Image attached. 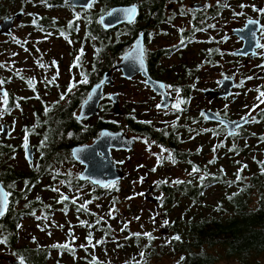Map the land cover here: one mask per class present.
<instances>
[{"label": "trees", "instance_id": "trees-1", "mask_svg": "<svg viewBox=\"0 0 264 264\" xmlns=\"http://www.w3.org/2000/svg\"><path fill=\"white\" fill-rule=\"evenodd\" d=\"M168 1L97 0L93 7L103 2L101 10L103 9L105 12L113 5L135 3L149 9L150 14L148 12L147 16L153 18L156 11L164 10ZM237 1L241 3L240 0ZM18 3L22 9L27 5L42 9L67 7L63 0H19ZM4 8L9 9L10 6L4 0H0V17L4 15L3 11H6L3 10ZM74 11L83 14V18L80 21L76 18L71 20L70 30H74L72 35L78 33L79 36H82L89 42L90 50L93 51L89 64L91 71L88 80L90 83L82 92L74 93L71 99L76 102L74 107L53 103L49 106L34 108L31 121L29 120L21 131L22 138L27 135V144L31 143L32 137L37 138L39 142L36 163L30 164L28 171L15 168L11 161L16 153V148L8 146L0 138V182L5 185L10 196L8 214L0 222V241H5L0 243V249L10 252L22 264H67L63 262L66 258L72 260V264H264V152L262 159L254 158L255 163L243 164L236 160L238 158L247 159L250 152L244 151L246 149L244 147L236 148L232 145L227 148V152L223 156L216 152L214 159L209 162V166H200L197 162L200 150L190 151L183 148L185 142L191 140L187 134L179 136L174 131L165 134L160 127H154L149 123L138 126L136 129H143L146 140L166 149L167 157L163 160L164 166L169 164L172 167L185 164L186 169L192 172L187 180L173 183L163 179L155 185L154 193L161 191L164 194L156 206L161 210L164 209V214L169 215L173 209L179 210L183 206L182 202H189L190 207L200 203L199 200L214 186L227 191L207 213H201L197 217L196 214L185 216L175 213L173 220L169 223L171 232L169 236L167 235L168 237L149 229L146 233H151V239L141 231L131 229L133 219L131 213L134 208L128 203L125 194L118 191L120 183L113 184L106 189H98L88 182H80L78 176L73 177L70 173H64L66 167L63 166L80 165L71 158L72 147L94 142L102 128H108L111 131L117 130L115 119L118 116L114 114V106L109 100L102 103L96 122L88 125V136L77 135L76 129L80 123L77 122L76 114L80 104L87 98L90 88L101 80V76L106 70L109 71L113 68L125 52L131 48L134 38L137 37L136 31L135 34L132 32L133 30L125 26L116 30L113 35L105 32L99 23L98 12ZM148 18L141 16L140 23ZM50 19L43 15L39 20L34 18L33 21H35L36 28L47 29ZM209 20L211 19H206L203 23V31L210 29L204 28L209 26ZM82 29L83 33L80 34ZM204 46L206 49L203 50L205 53L203 62L214 69L215 65L219 64L222 53L215 48V44L212 42H205ZM262 49L264 50V43ZM168 55H170L169 52L165 58ZM230 55L234 56L232 53ZM163 61L155 54L147 56L148 66L152 70H157L155 73L157 77L164 76L166 79L174 77V80L179 84H189V81L194 79L192 76L195 71L191 72L186 67L182 68L180 72L176 70L178 76L171 74V71L167 73L161 67ZM261 65H264V59ZM0 69L8 71L2 62H0ZM198 77L196 74L194 80L196 81ZM16 78L21 79L17 75ZM8 82L10 79L3 77V85H7ZM26 86L30 92L37 93L33 85L26 83ZM242 86L239 82L237 89L242 90ZM260 92H264V87L259 90V95ZM180 95L182 96L181 100L184 101L180 106L185 109V106H189L194 97L190 90L183 91ZM35 98L33 96V99ZM217 100V102L224 103L228 101V99ZM19 102L18 96L7 91L3 103L4 114L9 115L16 111L19 108ZM122 110L125 118L138 117V112L129 114L131 110L126 106H123ZM225 116L229 115L225 113ZM240 116L238 115V117ZM254 117L256 123L264 126V107ZM11 129L13 134L15 130ZM71 129H74V135L67 136ZM216 135H218L216 137L221 135L224 138L226 136L225 133H216ZM259 136L260 144H264V133ZM253 137L246 136V130H243L236 139L246 142ZM24 144L25 139L21 144L22 148H24ZM169 155H171V159L168 158ZM222 158L234 159L231 166L244 167L246 165L247 167H244L246 170L252 168L258 173L249 179L244 177L238 179L227 169L216 164V161ZM194 168L198 171H193ZM44 178L52 182V187L60 184L63 191L73 195L69 201L61 197L56 201V204L60 205V201L67 208V212L74 213L79 233L84 234L83 247H75V244L71 242L67 243L69 244L67 249L53 246H19L21 225L25 218H38V211H41V216L51 217L54 212L53 205H42L35 198L29 199ZM87 188L86 198L78 194L77 189L86 190ZM96 201H104L105 211H102V216L87 208L93 207ZM19 205L22 208L17 209L16 207ZM204 205L206 204H201V206ZM137 233L139 236L135 235ZM177 236L179 239L174 238ZM89 237H91L90 241ZM77 241L79 240L76 239L75 242L77 243ZM54 254H56V258L53 261ZM119 254L122 256V260L118 258Z\"/></svg>", "mask_w": 264, "mask_h": 264}, {"label": "rangeland", "instance_id": "rangeland-1", "mask_svg": "<svg viewBox=\"0 0 264 264\" xmlns=\"http://www.w3.org/2000/svg\"><path fill=\"white\" fill-rule=\"evenodd\" d=\"M19 0H4V2L10 6L9 9L4 8L3 16L0 17V21L6 17L13 15L18 11H24L27 15L18 20L16 27L13 31L11 37H5L0 35V62H2L8 71H2L0 69V92L2 88L10 91L15 96L20 98L19 108L10 113L9 115L4 114L3 103L5 97L0 96V130L1 125L5 123L10 128H14L13 134L5 141L8 146H13L16 148V153L12 157V164L15 168L22 171H28L30 169L29 162L26 160L24 155V148L21 147L23 143V136L21 131L23 126L27 122L31 121V116H33L34 108H38V101L43 100L46 103H51L53 101H58L59 96L62 92H82V88L86 86L87 83H82L85 78L88 80L89 73L91 71L90 62L92 59L93 51L90 50V44L88 41L84 40L82 36L72 35L74 30H70L72 26L71 20L83 18V14L74 11V8H70L67 5L68 0L65 1L67 7H60L56 9L40 8L28 6L22 9L21 5L18 3ZM62 1V0H59ZM209 3H212V0ZM233 2L229 6V11L224 14H228L225 17L224 22H220V26L215 29V31L208 32L207 35H202L198 37L199 43L192 45H184L185 49L181 51L180 54L173 56L168 61L164 62L166 68L174 67L177 71H181V66L191 67L194 63L197 64L199 69V77L197 82L201 89L213 88L214 84H218L219 80L224 77H233L238 82L243 81L245 86L244 90L233 91V100L229 98L226 103L217 102L213 104V107L218 111H227L230 116L241 115L240 118L255 114L258 109L264 107V103H261L259 97V90L256 87L264 85V81H260L259 77L255 76L256 81H253L251 77L250 82L247 83L249 89H246V65L245 62L237 58H233L230 55L233 50L239 48V43L232 40L230 43L225 44V35H231L232 31L242 27L248 20L260 19L264 27V0H240ZM243 5V7H241ZM103 5H97L92 12H99ZM260 8V10H256ZM74 9V10H73ZM178 8L174 6V12H170V15L178 13ZM30 14L39 15L41 18L45 15L50 19V23L47 29L36 28L33 18ZM167 15V17H170ZM81 24V22H79ZM225 24V25H223ZM142 25V24H139ZM59 27V29H56ZM187 29L183 23L177 22L175 26L168 29L163 27L161 30L166 31L164 33L165 37H169L166 41H161L159 47L168 46L170 44L176 45L179 43V34ZM83 33V29L80 34ZM261 35V34H260ZM209 38L219 39L223 42L218 41L215 44V48L222 53L219 60V64L215 65L214 69L208 64H204L203 52L205 48L204 42L209 40ZM263 40V41H262ZM262 43H264V34H262ZM158 42V41H157ZM171 45V46H172ZM150 49H154L158 46L152 45ZM217 46V47H216ZM182 54V57H180ZM262 58L260 61L252 63V67H255L253 73L258 71H264L261 69L260 64L264 59V50L260 53ZM242 57V56H241ZM95 71V69H92ZM20 76L21 79H17ZM3 77L10 79L7 85H3ZM115 81L114 91L109 90V94L117 93L120 94V98L126 99L128 102L125 105L127 109L138 115H144V118H151V116L146 115L154 112L155 105L151 100V92L147 90L143 85L144 82L140 78H136L132 81H126L122 78L120 73H115L113 75ZM26 83L33 85L36 88L37 93L30 92L27 89ZM71 85L75 87L68 91ZM255 92V93H253ZM7 94V93H6ZM247 94V95H246ZM74 95V93H73ZM33 96L36 98L33 99ZM199 99L203 104V108L210 105L209 100L204 98L203 91L198 93ZM258 105V106H257ZM98 118V117H97ZM96 119L92 120V124L96 122ZM162 118V117H161ZM163 119V118H162ZM156 127V126H154ZM206 128V127H204ZM251 132L259 133V128H250ZM258 135V134H257ZM143 144L151 143L144 137L139 136ZM260 137V136H258ZM216 139V138H215ZM212 137L201 136L193 144L192 142H186L183 148L186 150L194 151L199 149L198 164L200 166H209V162L214 159L215 153L223 156L227 152V146L233 147H244V151L250 152L249 157L238 158L236 161L243 164H250L256 160H260L263 157L264 144H260V139H249L246 142L244 140H235L233 143L227 141L223 136L217 137L215 140ZM35 139H31L33 143ZM154 147V145H152ZM223 148V149H221ZM134 161L127 168L129 174L127 178L124 179L119 184L118 191L125 194L128 203L134 208L131 215L133 219L130 226L132 230L141 231L145 234L149 229L154 232L164 236L162 230L165 224H169L173 220L175 213L183 214L188 216L189 214L200 215L201 213H207L211 210V207L216 205L220 197L227 191L220 190L218 187L210 188L201 201L198 204L190 207L189 202H182V207L179 210H172L169 215L163 213L164 209L161 210L157 208V205L150 204L146 202L145 195L148 193L149 188L152 185L159 184L163 179H167L173 183L180 180H187L192 172L186 169L185 164L174 165L172 167L167 164L163 165V160L167 157L166 149L159 148L158 152L150 153L144 150V147L140 149L133 155ZM113 158L117 162L126 161L127 156L114 154ZM221 160V161H220ZM216 161L219 167L227 169L234 177H244L249 179L252 175H257L258 171L254 169L246 170L244 167L231 166L230 164L234 162V159H220ZM9 161V163H10ZM66 171L64 173H70L73 177L78 176L82 172V166L76 165H66ZM142 167L143 172L140 174L139 178L136 179V171L138 168ZM59 168H62L59 166ZM149 169V173L147 170ZM63 169V168H62ZM153 169H155L153 171ZM241 169H243L241 171ZM68 171V172H67ZM200 174H202L200 172ZM144 176L150 178L148 187L145 183ZM78 178V177H77ZM35 189L34 194L29 197V199L35 198L42 205L51 204L54 206V212L51 217L41 216V211L37 212L35 218H25L21 225V236L19 246L31 245V246H53L59 244H65L71 242L75 244V247H83L82 239L84 234L79 233V228L77 227V220L74 217V213H68L62 211V206L57 205L56 201L61 197L66 195L72 198V194H69L61 189L60 184H56L52 187V182L44 178L40 184ZM57 189V191H53ZM20 190V189H19ZM153 190L152 194L159 198L163 197L164 194L161 191ZM9 192V191H8ZM79 195L84 198L88 195V188L86 190L77 189ZM104 201H96L93 207H87L93 213L102 216V211H105ZM201 204H206L201 206ZM17 209L22 208L21 205L16 207ZM65 210V209H64ZM167 222V223H165ZM171 230L164 233L166 237L169 236ZM168 235V236H167ZM77 243L75 242V240ZM56 258V254L53 255V261ZM118 258L122 260V256L119 254ZM17 260L8 251L0 249V264H7L6 260ZM64 263L72 264L73 261L66 258L63 260ZM111 264V263H110Z\"/></svg>", "mask_w": 264, "mask_h": 264}, {"label": "flooded vegetation", "instance_id": "flooded-vegetation-1", "mask_svg": "<svg viewBox=\"0 0 264 264\" xmlns=\"http://www.w3.org/2000/svg\"><path fill=\"white\" fill-rule=\"evenodd\" d=\"M209 2L210 1H208V0H169L165 5L164 10L163 11L159 10L158 12L156 11L153 14L154 15L153 18H148V16H147L148 12L150 14L149 9H147L145 6H141L140 4H138L141 12H140L139 18L133 24H124V25H121V26L114 28L110 31H105V30L104 31L109 32V33H111V35H113L116 30H118V29L120 30L122 27L125 26V27H129L130 30H133L132 31L133 33L136 34V32H137V37L134 38L132 45H131V48L133 47V45L137 41L140 34L143 33L144 34V48H145L146 62H147L148 54H155L157 57L164 60L161 67L163 69H165V71L167 73H168V71H171V74H173L174 76H178L176 73V68H174V67L166 68V65L164 64V62L168 61L173 56L180 54L181 51L185 49L184 45H186V44L195 45V44L199 43L197 38L201 37L203 34L207 35L206 38H208V32L212 33L213 31H215V29H217V27L220 26V24H219L220 22H224L225 17L228 16V14H224V13L229 11V7H230L229 5L232 4L233 2H235V0H212V3H209ZM99 4L103 5V2H100ZM131 4H135V3L117 4V5H113L112 7L119 6V5H131ZM196 5H200L202 7L199 9H196L195 8ZM174 6H176L178 8V10H177L178 13L170 15V12H174ZM112 7H110L108 10H105V12L103 11V9L98 12L99 23H100V17L102 15L108 13ZM94 8L95 7L92 6L91 9L85 10V11H89L90 13H93L92 10ZM102 8H103V6H102ZM77 10H83V9H77ZM256 10H260V8H256ZM95 13H97V12H95ZM26 15H27V13L24 12V16L22 18H24ZM167 15H170V17H167ZM141 16H142V18L144 17V18H148V19H145L140 23L139 19ZM32 18L34 19L33 16H32ZM35 19L39 20L40 18L38 17ZM206 19H211V20H209V26H205L204 28H210V29L203 31V23L205 22ZM80 20H82V18L79 19V21ZM252 20H255V19H252ZM177 22L183 23L184 26L187 28L179 34L178 37H179L180 42L177 43L176 45H172L173 44L172 43L168 46L159 47V45L161 44V41H166L169 39V37L164 36V33L166 34L167 32L162 31L161 29L163 27L171 29V27L175 26ZM261 23H262V21H261ZM139 24H142V25H139ZM223 25H225V24H223ZM244 25L240 28H243ZM35 26H36V24H35ZM146 26H147V28H146ZM140 27H142V28H140ZM137 29H140V30H137ZM233 31H232V33H233ZM232 33H231V35H229V34L225 35V37H224L225 44H228L232 40H235L239 43V45H240L239 48H240L242 46V42L236 36H234ZM262 34H264L263 24H262V29L259 33L261 47L258 50V56L255 59H251V57L246 58V57H235V56H233V58H237V59H240L241 62L242 61L245 62L246 73H248V72L250 73L249 75H246V78L247 77H253L254 78L255 76H257V77H259L260 81H264V71L262 70V71H258L257 73H253L256 68L252 67V63L260 61L262 58V55L260 54L263 51V49H262L263 48ZM182 41H183V43H182ZM218 41H220V40L209 38V40H206L203 42L204 43L205 42H212V43L216 44V42H218ZM220 42H223V41L221 40ZM157 43H158V46H156L154 49H150L151 47H153L152 45H156ZM128 51H126L125 54ZM168 52L170 53V55H168L167 58H165V55ZM233 52H234V50L232 51V54H233ZM180 57H182V54ZM147 66H148V63H147ZM181 67L185 68V65H182ZM260 67H261V69H264V65L260 64ZM186 68L190 69L191 72L195 71V73L198 74V76H199L200 73L198 72L199 69H198L196 63H194L191 67H186ZM148 70H149L150 76L154 80L161 81V82L165 83L166 90H167L168 94L173 98V102H172V105L168 109L162 110L160 108V103L162 101V97L155 94L152 91V89L148 85H146L145 79L142 76H137L134 78V79L140 78L144 82L143 86L152 93L151 94V100H152L153 104L155 105V110H154V112H152L150 114L148 112L146 113V115L151 116V118H144V115L141 114L138 117L129 119V118H125L124 117L125 115L123 114L122 116H118V118L115 119V122H117V127H116L117 130L112 131V132L122 131L126 135H128L129 137H132L133 139H135V141H136L135 148L132 151H112V155L118 154V155L127 156L126 161L117 162L114 159L117 166L124 171V173H125L124 179L127 178V175L129 174V172L127 171V168L134 161L133 155L140 149L141 146L144 147V150H146L150 153H152V152L157 153L159 148H162L161 146L154 145L153 143H148L149 145H147V144L142 145V142H141V139L139 136L144 137L145 136L144 131L141 128H138V129H136V128L138 126H144L146 123H149L152 126L160 127L163 130V133H165V134L169 133V131H174L175 133L179 134V136H185V134H187V136H190V139H191L188 142H192L193 144H195V142L201 136H207V137L212 136L213 139L216 138L215 140H218L216 137L218 135H216V133H225L226 134V136H225L226 140L231 141V143H233L236 140V137L239 136L243 130H246V136H254L253 139H256V140L260 139V137H258V136L261 135L262 133H264V126L259 124V123H256L257 121H256V118L254 117V116H257L261 112V108L258 109L255 114L246 116V117H249V121H248L246 127H242V128L237 129L236 135L229 136L228 131L224 126H222L220 124H214V123L207 122L204 114H202L201 111L204 109L214 111L217 114L219 113L220 116H222V117H224L230 121H239L242 118L237 117V116L232 117L229 115V113L227 111H223V112L219 111L218 112V110L213 107V104L217 103L218 100L217 99H211L210 97H204L205 99L209 100L210 105L207 106L206 108H203V104L200 101H198V99H199L198 93L201 91H204L205 89L203 90L198 86V83H199V82H197L198 79L196 81L194 80L196 77L195 73L192 76L194 79H191L189 81V84H179L177 81L174 80V77H171L169 79H166L164 76L157 77L155 74L157 72V70H152L149 66H148ZM105 72H107V70ZM115 73H120L122 75V73L120 71H115L112 73V75H114ZM89 75H90V73H89ZM134 79H132V80H134ZM100 81H102V76H101V80H99L98 82H100ZM253 81H256V79L254 78ZM248 82H250V79H246V89H249V87L247 85ZM89 83H90L89 80H87L86 86H88ZM238 83H239L238 80H236V88L235 89H237ZM115 85L116 84L114 82L113 87H110V86L105 87L104 97L102 99V103L106 100H109V102H111L109 99V95H110L109 90L114 91V88L116 87ZM86 86H84L82 88V91L86 88ZM219 86L220 85L218 82V85L216 83V84H214L213 88H208V89H218ZM262 87H264V86H262V84H261V86L256 87V89L261 90ZM176 89H179V92H177ZM244 89H245V86H242V90H244ZM189 90L191 91V95L194 97L191 101V104L189 106H185V109H183L182 106H180V110L173 107L174 104H176L178 101H180L182 99V96L180 95V93L183 91H189ZM233 91H232V95L229 98H232L233 100H235L236 98L233 97ZM73 93H75V91H72L70 93L62 92L61 94L64 95V99H61V96H59L58 101H53L51 103H46L45 101L40 100V101H38V107L49 106L53 103H59V105H68L69 107H74V106H76V102L71 100L73 97ZM112 94H117V93H112ZM229 98H226V99H229ZM120 99H121L120 105L122 108L123 106H125L127 104L128 101L122 97ZM83 102L79 106L78 112L76 114V119H77V116H78L79 111H80V107L83 104ZM158 105H159V107H158ZM100 110H101V107H100ZM123 113H124V111H123ZM225 113H227L229 116H225ZM92 120H94V119H85L83 121L77 120V122L80 123V124H78V128L76 129L78 136H88L89 135L88 125L92 123ZM204 127H206V128H204ZM250 128H259L260 132L259 133L251 132L249 130ZM102 129H104V128H102ZM106 129H108V128H106ZM101 130H100V132H101ZM100 132H99L98 136L100 135ZM73 135H74V129H71L68 132L67 136H73ZM31 139H33V137ZM34 139H35V141L33 143L27 144V145H31L32 148H34V147L37 148L33 162H29L25 156L26 160L29 162L28 165H30V164L34 165L36 163V159H37L38 153H39L38 139L37 138H34ZM152 145H154V147H152ZM231 146H229V147L227 146V148H230ZM24 149H25V147H24ZM24 155H25V153H24ZM146 171H148V173H149L148 168ZM142 172H143V168L142 167L138 168L136 173H134L136 175V179L139 178V176ZM143 178L145 179L146 185L148 187H150V185H151V184H149L150 178L148 176H144ZM124 179H122L121 181H119L117 183H121L122 181H124ZM117 183H115V184H117ZM59 204H60V206H62L61 212H65L66 214L73 213V212H67V208H64V206L62 205V202L59 201ZM74 217H75V215H74ZM1 220H2V218L0 219V222H1Z\"/></svg>", "mask_w": 264, "mask_h": 264}, {"label": "water", "instance_id": "water-1", "mask_svg": "<svg viewBox=\"0 0 264 264\" xmlns=\"http://www.w3.org/2000/svg\"><path fill=\"white\" fill-rule=\"evenodd\" d=\"M96 0H68L67 4L74 9L89 10L92 8ZM135 7L136 12L133 17H129L128 9ZM202 6L196 5L195 8L199 9ZM140 7L138 4L131 5H119L112 7L110 11L100 17V24L103 30L110 31L124 24H133L140 16ZM34 18H38L39 15L31 14ZM24 16L23 11H18L10 17H6L0 21V35L5 37H11L13 29L16 26V22ZM254 21L255 23H249ZM262 29V23L259 19L248 20L243 28H237L233 31V35L236 36L241 42L242 46L233 52L235 57H251L255 59L258 56V50L261 47L259 33ZM140 44L143 48V64H141V55L137 50V44ZM120 71L123 79L131 81L137 76H142L145 79L146 85H148L152 91L162 97L160 108L162 110L168 109L173 102V98L168 94L165 83L154 80L149 73L147 62L145 59L144 48V34L141 33L133 47L116 63L112 70L105 72L102 75V81L94 84L89 91L88 97L80 107L79 114L77 116L78 121L85 119H95L100 113V106L104 97V89L106 86H114V78L112 73ZM99 85V87H97ZM218 89H205L203 91L204 97H210L211 99H226L232 95V91L236 88V80L233 77H224L219 80ZM7 90L2 88L0 92L1 97H5ZM110 101L114 105V114L116 116H122L123 110L120 105V95L110 94ZM204 114L206 121L209 123L220 124L224 126L229 136L236 135V131L239 128L246 127L249 117H244L239 121H230L214 111L204 109L201 111ZM11 135V128L3 123L1 125L0 137L2 139H8ZM136 141L132 137H129L122 131L112 132L109 129H102L100 135L90 144L77 145L71 148V158L76 163H79L83 170L78 175L80 182H89L94 187L101 189L108 188L110 185L115 184L125 177L124 171L119 168L113 159L112 151H132L135 148ZM37 148H32L31 145H27V150L24 149L25 156L27 154V160L33 162L35 158ZM155 185L149 188L148 193L145 195L146 202L158 205L160 198L152 195ZM0 191L7 194V206L3 211V215H0V219L8 214L10 197L8 190L2 182H0ZM171 230L170 225L167 223L164 225L162 234ZM8 264H22L19 260H8Z\"/></svg>", "mask_w": 264, "mask_h": 264}, {"label": "snow or ice", "instance_id": "snow-or-ice-1", "mask_svg": "<svg viewBox=\"0 0 264 264\" xmlns=\"http://www.w3.org/2000/svg\"><path fill=\"white\" fill-rule=\"evenodd\" d=\"M241 7H243V5H241ZM261 11H264V10H261ZM127 12L129 14V17L131 18V17L134 16V14L136 12V9H135V7H132L131 9H128ZM33 22L35 23V21H33ZM249 23L251 24V23H255V22L254 21H249ZM182 43H183V41H182ZM136 47H137V50L140 52V55H141L140 62H141V64H143V59H142L143 48H142V46L139 43L137 44ZM249 79H251V77H249ZM81 82L82 83H87V79L85 78ZM0 83H2V82H0ZM242 85H243V81H241V86ZM72 87H75V85H71L69 87L68 91H71V88ZM97 87H99V85ZM176 91L179 92V89H176ZM5 95H7V94L5 93ZM261 98H264V92H260V95H259L258 99H261ZM61 99H64V95L63 94H61ZM181 103H184V101L183 100L178 101L176 104L173 105V107H175L178 110H180V104ZM261 103H264V99H261ZM158 107H159V105H158ZM24 147L27 150V135L25 136V144H24ZM26 158H27V154H26ZM168 158L171 159L172 158L171 155H169ZM244 167H247V166L245 165ZM154 170L155 169H153V171ZM242 170L243 169H241V171ZM193 171H198V169L194 168ZM237 178L239 179V176ZM53 191H57V189H53ZM6 197H7V194L6 193H2V191H0V215H3V211L6 209V206H7V199H6ZM229 198L231 199V197H229ZM64 199L66 200V199H68V197H64ZM165 223H167V222H165ZM135 235L139 236L138 233L135 234ZM145 235H147L149 237V239L152 238L151 233H145ZM174 238L175 239H179V236L174 237ZM90 240H91V237H89V241ZM2 242H5V241H0V243H2ZM53 247H59V248H62V249H67V248H69V244L66 243V244L53 245Z\"/></svg>", "mask_w": 264, "mask_h": 264}, {"label": "clouds", "instance_id": "clouds-1", "mask_svg": "<svg viewBox=\"0 0 264 264\" xmlns=\"http://www.w3.org/2000/svg\"><path fill=\"white\" fill-rule=\"evenodd\" d=\"M114 159V158H113ZM85 183V182H84ZM89 183V182H88ZM91 184V183H90ZM92 185V184H91ZM113 185V184H112ZM5 186V185H4ZM111 186V185H110ZM96 188H98V187H96ZM7 189V188H6ZM98 189H101V188H98ZM106 189V188H105ZM9 193V192H8ZM10 197V196H9ZM65 197H68V199H66V200H70L71 199V197L70 196H68V195H66ZM64 206V205H63ZM65 208V207H64ZM9 210V209H8Z\"/></svg>", "mask_w": 264, "mask_h": 264}, {"label": "bare ground", "instance_id": "bare-ground-1", "mask_svg": "<svg viewBox=\"0 0 264 264\" xmlns=\"http://www.w3.org/2000/svg\"><path fill=\"white\" fill-rule=\"evenodd\" d=\"M68 5V4H67ZM71 8V7H70ZM72 9V8H71ZM77 10V9H76ZM141 33V32H140Z\"/></svg>", "mask_w": 264, "mask_h": 264}]
</instances>
